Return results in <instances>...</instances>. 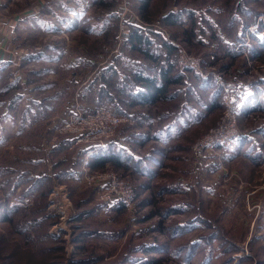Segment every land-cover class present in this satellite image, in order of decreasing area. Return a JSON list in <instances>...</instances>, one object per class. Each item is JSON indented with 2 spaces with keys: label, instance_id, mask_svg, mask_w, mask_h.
I'll use <instances>...</instances> for the list:
<instances>
[{
  "label": "rangeland",
  "instance_id": "rangeland-1",
  "mask_svg": "<svg viewBox=\"0 0 264 264\" xmlns=\"http://www.w3.org/2000/svg\"><path fill=\"white\" fill-rule=\"evenodd\" d=\"M147 2L143 12L141 0H0V18L6 24L12 20L2 52H18L15 64L0 63V206L14 208L10 223L0 220V264H264V194L239 193L226 180L230 172L218 166L228 147L194 149L224 110L222 87L244 97V81L264 76V58L254 63L245 51L264 24V0ZM187 11L195 24L185 20ZM172 12L177 16L167 19ZM76 20L84 21L85 29L73 35L69 28ZM141 33L149 43L140 47L155 50L156 59L158 49L171 43L168 60L178 70L214 78L221 105L191 142L181 138L184 158L178 155L181 162L163 169L162 176L149 178L152 171L142 175L141 169L125 165L81 167L83 146L92 151L113 141L127 144L128 138H122L126 126H119L102 147L77 144L71 135L56 134L58 122H44L45 106L54 101L49 93L62 90L67 96L64 87L73 85L67 96L72 107L64 115L74 108L83 113L107 109L99 104L81 108L80 97H87L94 72L110 61L118 75L124 74L120 54L133 48L132 34ZM228 45L241 57L225 69L230 64ZM76 55L83 58L76 80L66 76L60 85L48 79L49 71L66 74V64ZM181 56L192 59L194 67L185 68ZM237 127L240 131L238 120ZM67 139L74 148L62 146ZM109 172L126 179L133 190V199L118 209L111 207L119 200H103L104 181L84 180V174ZM219 179L224 183L219 185ZM150 183L151 192L162 185L165 190L152 196L151 205L140 206L149 194L144 185ZM210 183L219 187L215 190Z\"/></svg>",
  "mask_w": 264,
  "mask_h": 264
},
{
  "label": "crops",
  "instance_id": "crops-1",
  "mask_svg": "<svg viewBox=\"0 0 264 264\" xmlns=\"http://www.w3.org/2000/svg\"><path fill=\"white\" fill-rule=\"evenodd\" d=\"M189 14L192 13L187 11L185 20L188 19L191 24H195V20H191L195 19L194 15ZM78 20H76L77 24L72 21L73 24L69 28L73 35L84 32L85 26L82 23L84 21L80 23ZM11 21L9 19L6 24V20L0 18V63L8 61L15 64L18 60V52L13 54L12 48L7 54L2 52V46L8 37L5 36L6 30L12 24ZM93 27L95 26L90 28ZM259 34L251 35V38L254 36L256 40L258 39V42H255L254 38V43L250 45L251 54H248V59L254 63L264 58V47L260 46L263 35L259 36ZM138 35L132 34L131 40L129 39V44L131 46L132 43L133 48L125 50V54H120L119 62L124 74L121 72L118 75L116 66H113V61H110L97 74L94 72L92 82H96L90 83L87 97L84 100L80 97L79 103L81 108L85 109H93L98 104L103 105L112 113L122 116L126 121L124 124L127 129V132L122 134V138H128L127 144L115 141L113 143L118 144L124 153L141 160V171L150 166L153 177L157 176L156 174L162 176L163 169L175 168L177 163L181 162L178 156L183 153V148L178 146L181 138L187 137L191 142L199 131L208 127V120L215 116L212 113L214 111L216 113L218 106L221 105L220 91L214 78H207L190 70H178L171 63V59L168 60L170 57L167 51L173 47L171 43L166 42V48L163 46V50L158 49L160 59H156L155 50L150 52L140 47V45L144 46V43H149L146 34ZM228 46L226 48H229L230 52L225 56L229 57L230 64L224 66L225 69L241 57L240 53L234 52L233 47ZM6 47L4 44V48ZM133 55L137 58L134 63L130 58ZM73 59L70 64H66L69 68L66 74L58 76L49 71L48 79L60 85H62V78L66 76H68L67 81L76 80L74 77H77L76 74L79 75L76 70L80 67L83 58L76 55ZM148 63H151V66ZM147 80L150 82L148 83ZM244 85L245 96L237 116L241 132L228 150L222 153L221 166L218 168L221 167V171L228 169L231 175L227 176L226 180L229 178V183L236 185L239 193L243 191L242 193L264 194V179L261 176L263 172L261 170H264V76L251 82L244 81ZM64 88L67 90V96L69 91H73V85L71 89L68 86ZM58 95L61 96L60 100ZM67 96L63 95L62 90L57 95L49 93L50 100L54 101L45 106L47 113L43 114L44 122L48 123L51 120L58 122L64 119V112L70 106L72 107V104H68ZM58 101L59 104H57ZM216 104L217 107H215ZM71 140H61L62 146L74 148ZM87 149L84 146L81 148L82 157L79 159L81 167L86 165L89 168V162L97 153ZM182 155L184 158L185 154ZM141 173L143 175V171ZM215 183L210 185L216 190L220 184L224 183V180L219 179L218 186ZM190 185L192 187V182Z\"/></svg>",
  "mask_w": 264,
  "mask_h": 264
},
{
  "label": "built area",
  "instance_id": "built-area-1",
  "mask_svg": "<svg viewBox=\"0 0 264 264\" xmlns=\"http://www.w3.org/2000/svg\"><path fill=\"white\" fill-rule=\"evenodd\" d=\"M263 35V32H260ZM181 62L185 68L191 69L193 60L181 56ZM185 65H189L188 67ZM223 112L217 124L198 140L194 149L206 148H227L240 135L237 127V116L243 102V96L235 93L227 87H222ZM126 121L105 108L95 113H83L75 108L59 120L56 126V134L71 135L77 144H84L87 147H102L114 139L116 130ZM88 183H99L104 181L106 187L103 200L116 199L122 204L129 203L133 199V190L126 179L117 177L114 173L107 174H84Z\"/></svg>",
  "mask_w": 264,
  "mask_h": 264
},
{
  "label": "trees",
  "instance_id": "trees-1",
  "mask_svg": "<svg viewBox=\"0 0 264 264\" xmlns=\"http://www.w3.org/2000/svg\"><path fill=\"white\" fill-rule=\"evenodd\" d=\"M142 2H144L145 4L142 5L141 9L143 12L146 11V8L148 7V2L147 0H141ZM189 15H193V14H189ZM173 16H177V14L173 13L169 14L166 16V18H174ZM169 24H174L173 22H170ZM256 32L260 33L263 32V40L260 43V46L262 48V45L264 47V24H261L260 27L256 30ZM256 34V33H253ZM252 34V35H253ZM254 40V36L252 37ZM258 42V39L256 40L255 38V42ZM250 45V44H249ZM247 45L245 46V51L247 52V54H251L250 53V46ZM147 82L149 83L150 81L147 80ZM94 152H96L97 154H95L96 156H94L93 159H91V161L89 162V167L91 169H95L98 168L99 166H107L113 169H120L122 168L121 166H127V167H133L134 169H136V171H140V167L137 166V164H139L141 162V160H137L134 157H131L129 154L124 153V151L120 148L117 147V145L112 144V143H108L106 146H104L102 149H95L93 150ZM150 167V166H149ZM149 167H145V170H143V174L144 171H152L149 172L147 176H149V178L153 177V170ZM149 168V169H148ZM142 172V171H141ZM170 183V182H168ZM145 187L143 188L145 191H149L148 196H145L146 198H142L141 202H140V206H149L152 204L151 199L152 196H159L163 194V191L165 190L163 187V185L161 186L160 189L157 190V192H151V189H153L152 184H146L144 185ZM170 191V190H168ZM147 197H150V199H147ZM125 204L122 203H116L114 204L113 207H111L112 209H118L121 206H124ZM171 206L169 208H166V212L171 211ZM177 208V207H176ZM173 209V208H172ZM14 212V208L13 206H9V209L6 207H1L0 206V220H2L3 222H11L12 220V216H10V213ZM173 212V211H172Z\"/></svg>",
  "mask_w": 264,
  "mask_h": 264
}]
</instances>
